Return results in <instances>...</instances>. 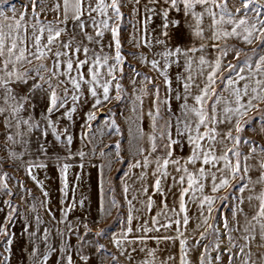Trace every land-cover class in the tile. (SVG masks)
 <instances>
[{
  "label": "snow or ice",
  "instance_id": "snow-or-ice-1",
  "mask_svg": "<svg viewBox=\"0 0 264 264\" xmlns=\"http://www.w3.org/2000/svg\"><path fill=\"white\" fill-rule=\"evenodd\" d=\"M134 4L133 16L139 11V0H134ZM29 6L31 18L26 19ZM123 6L124 0H28L27 4L22 5L23 10H17L14 6L10 7L7 0H0V123L3 125L0 136L12 144L22 145L19 152L5 146V163L22 158L30 150V137L34 133L37 135V152H45L48 141L42 138H46L50 132L57 142L68 146V156H80V166L83 167L86 153L83 150L73 153L70 147L73 137L68 125L63 128V139L58 125L62 118L71 122L78 101L83 99L87 104L90 97L91 103L84 113L86 121L82 127L91 128V121L97 119L96 113L105 103H111L113 99L120 101L126 95L121 83L126 60L120 38ZM9 8L11 16L4 11ZM143 11L144 35L136 38V47L143 45L152 52V58L140 53L139 59L141 63L150 65L156 76L144 75L129 65L134 74V85L138 83L136 77H143L139 81V90L133 89L134 99L130 101L131 111L136 117L129 121L127 151L133 157L129 168H140L137 176L139 180H144L151 168L150 187L162 198L168 195L162 182L171 178L168 191H171L172 186L179 185L178 210L172 207L170 211L173 217L166 218L163 224L157 219L160 213L151 217L150 224L148 220L140 223L137 216V224L133 227L132 204L128 200V185L125 183V201L129 205L127 221L121 227L119 236L116 232L111 233V242L123 255L127 250L122 243L125 240L175 241L174 236L146 235L175 224L174 231L179 235L180 264H193L188 258V237L180 230L181 224L186 230L190 220L185 200L187 195L189 200L198 202L196 228L204 229L199 231L193 247L199 249L209 235V230L214 235L213 241L204 244L203 249L199 250L198 264H235L238 256L242 257L241 264H264V252L253 258L250 246L258 235V243L264 248V0H147ZM46 12L53 13L52 19L41 16V13ZM170 13L179 16L170 17ZM153 16H159L160 23L149 32L148 25ZM205 17L209 20L207 30L210 36L205 35ZM170 26H186L183 43L173 42V36L169 34ZM229 39L256 46L245 51L230 45ZM209 40L213 42L208 43ZM154 45L160 47L152 51ZM208 48L214 50L211 56L206 51ZM129 55L135 58L137 53ZM172 65L178 69L174 73L175 89L173 77L169 74ZM156 80L161 83H156ZM147 84H151L152 88L149 89ZM38 95L45 104L39 116H36L34 110ZM145 97L150 98L146 113ZM69 100L72 104L66 108ZM25 111L27 116L23 115ZM57 112L59 116L54 119L53 114ZM145 119L146 129L142 123ZM250 124H257L258 127L248 128ZM131 125H135L134 132ZM106 127L107 133L99 129L101 136L122 135L121 125L116 118L107 120ZM246 128L255 131L260 139L243 135ZM87 136V131L82 132V140ZM123 144L122 139H117L114 146L106 144L104 147L109 151L102 149L101 155H111L114 151V159L123 162ZM244 146H247L246 151ZM56 159L60 157L56 156ZM33 167L46 165L28 163L26 168L31 179L43 187L32 175ZM68 167V164H64L60 171L64 187L67 186ZM253 169L259 171L255 180L250 174ZM9 178L6 170H0V191L6 197L15 195L9 187ZM17 183L23 188L22 181L18 180ZM206 185H210L207 193ZM257 185L261 186L258 191ZM25 191L30 193L29 189ZM140 191L147 194L148 186H142ZM47 195L45 190V205ZM217 200L220 201V208L228 207L234 221L232 227L227 215L222 220L219 218L218 208L217 217H213ZM245 200L250 212H246L243 207ZM3 203L8 206L9 212L4 217L5 222L0 224V236L4 237V251L8 253L3 264H8L12 234L6 225L17 212L18 206L12 205L7 198ZM80 203L82 205L83 200ZM152 204V196L147 195V207L151 209ZM162 204L165 209L168 208L163 199ZM204 205H207L206 209ZM31 207L35 210V205ZM73 207L75 204L66 205L67 209ZM119 207L120 202L113 198L111 208L118 210ZM46 210L49 216H53L51 208ZM60 212V222L63 223L67 212L63 208ZM238 214L243 217V222L237 219ZM107 215H111V209L104 206L101 172L100 219L93 223H100ZM213 219L215 222L209 223ZM35 221L38 230L42 223L38 215ZM72 227L70 223L66 225L70 234ZM84 227L86 234L91 231L87 222ZM27 228L28 225H25V230ZM234 231L241 234L243 244L237 243ZM48 232L49 229L45 227L43 239L46 249L49 247ZM134 232L143 234L131 235ZM76 234L78 242H81L76 255L84 264H89L92 255L91 252L82 253L84 243L90 244L95 253L104 250L103 256L110 255L113 264H119L117 254L108 252L104 244L98 240L84 241L78 232ZM30 235L35 236V232ZM93 235L105 236L106 229L97 228ZM71 247L68 245L66 248L64 244L60 247L61 253H65L61 258L66 259V264H74L72 252L68 250ZM155 251L148 249L147 257L151 259L146 257L141 264H155ZM48 257L47 250L41 255L38 245L33 243L30 253L32 264H46ZM167 259L174 260L175 256L170 255ZM100 264H104L103 259ZM161 264H166V261H161Z\"/></svg>",
  "mask_w": 264,
  "mask_h": 264
},
{
  "label": "crops",
  "instance_id": "crops-1",
  "mask_svg": "<svg viewBox=\"0 0 264 264\" xmlns=\"http://www.w3.org/2000/svg\"><path fill=\"white\" fill-rule=\"evenodd\" d=\"M20 7H15L17 10H23L21 5ZM177 14V13H176ZM11 16L12 12L6 14ZM42 17H46L47 19H52V13H41ZM145 16V13H144ZM179 15L173 16L170 14V17H177ZM31 18V11L29 8V14L26 19ZM160 23L159 16H153L152 21L148 25V31L151 32L152 28L156 27L157 24ZM209 20L207 17L204 19V26L206 28V36H210V31L207 30V25ZM140 28V27H139ZM144 28V25H143ZM143 28H141L140 33H142ZM139 33V34H140ZM184 33H186V26L184 27H176L173 28L170 26L169 34L173 36L174 43H183L184 42ZM144 35V33H143ZM154 35V34H153ZM140 36V35H139ZM213 41H208V43H212ZM215 43H219L215 41ZM160 46H153L152 51H155L156 48ZM140 51L147 54L149 58H152V52L149 51L148 48L143 45L140 46ZM211 56L213 54V49L208 48L206 50ZM35 63V61H34ZM150 66V65H147ZM178 69L175 65L169 69V74L173 77V88L175 89V77L174 73L177 72ZM163 91V88H162ZM89 103H84L83 99L78 101L76 112L73 113L72 121H68L67 118H62L60 120V124L58 125L59 129L62 133L63 139V128L65 125H68V130L72 133V143L70 145L71 151L73 153H78V151L83 150L86 155L83 158V167L80 166V156L72 155L68 156L67 154V145L57 142L55 138L49 132V135L46 138L48 141L45 152H37L36 150V139L37 135L34 133L31 139V147L29 151L25 152V155L20 158L14 160V162L20 163L22 168V177L24 178L23 188L19 185L11 186V189L15 195L12 197H6L2 191H0V224H3L4 217L8 214L9 208L7 205L3 203L4 199H10L12 205L18 206V210L13 214L12 219L7 223L8 231L12 234V244H11V255L8 260V264H32V259L30 258L31 248L33 243H36L39 248V253L42 255L46 250L49 252V257L46 264H52L50 259L52 257H59L58 261H53V264L61 263L66 264V259H62V256H65V253H61L60 247L64 244L67 248L68 245H71L70 250L72 252V258L74 264H84L83 261L79 259L76 255L78 249H80V243L78 242L77 232L80 236L83 237L84 241H92L97 240L98 237H95L93 233L97 228L106 229V235L99 237L102 244L105 245V249L108 252L116 253L119 264H141V261L147 257L148 249H155V264H161V261H166V264H180V252H179V235L174 231L176 225L173 224L170 228H160L159 231L148 232L146 235L148 236H174L176 237L175 241L173 240H160L159 242L156 240H146V241H135L128 242L122 241L123 244L126 245L127 250L123 255H120L117 247L114 243L111 242V233L116 232L117 235H120L121 227L126 224L127 221V212L129 209L128 203L125 201V193H124V184L128 185L127 197L128 200L131 201L132 204V213H133V227L136 226L137 220L135 217H139V222L143 223V221L148 220L149 224L151 223V217L156 216L157 213H160L157 216L158 221L163 224L166 218L173 217V213L170 211L172 207H176L178 210V197H179V185H175L171 187V191H168L169 185L171 184V178L167 181L162 182L165 191L168 192L166 198H162L159 193L153 192L150 187L152 182L151 176V168L149 169V174L144 178V180L137 179V176L140 173V168L133 167L129 168V162L133 159L130 153L126 154L123 152L125 156V164L124 170L122 172L121 178L119 179L117 191L119 195V199L122 205L123 218L116 219L115 223H110L112 220L111 217H105L100 223H93L94 220H99V206L101 200V172L103 173V199L104 206L106 208V196H105V187H104V166L98 158L92 157V145L89 143L90 140V130L91 128H83L86 121V117L84 113L88 111L91 98H88ZM149 97L144 98V109L145 113L149 106ZM36 105L37 107L34 110V114L39 116L41 110L44 107L45 101L39 95L36 97ZM72 101L69 100L68 104L65 106L70 107ZM110 103H105V105L99 109L98 112L103 110ZM173 107L175 108V101H173ZM139 111V108L137 109ZM31 111V109H29ZM60 111H64L61 109ZM23 115L27 116V111L23 113ZM59 116V112L53 114V118L55 119ZM143 126L145 129L147 128V119L143 122ZM91 124H94V120L91 121ZM135 128V125L133 126ZM87 131L88 136L82 140V132ZM27 138V137H26ZM258 138L257 140H259ZM7 142V146L11 147L14 151H21L22 145L20 144H12L9 141ZM247 146H244V150L246 151ZM128 149V147H127ZM56 156H59L60 159L57 160ZM32 163L33 165H46V167H33L31 169L32 175H34L38 181L41 182L37 184L36 181L31 179L26 171L27 164ZM64 164H68L69 167L66 170V179L67 186L64 187L61 183L60 179V171ZM103 166V167H102ZM125 172L128 173L125 176ZM77 174H79V179H77ZM255 180L256 177L259 176V171L257 169H253L250 173ZM235 183V182H234ZM142 186H148V193L144 194L140 191ZM260 185L256 186V190L260 189ZM63 188V191L61 189ZM25 189H29L30 193L25 191ZM47 191V205L43 202L45 201L44 191ZM210 191V185H206L205 192ZM147 195H151L153 199V204L151 209L147 207ZM219 195V193H217ZM239 195V193H237ZM247 195V190L245 191V196ZM23 197V199H21ZM162 199L167 203L168 208L165 209L162 204ZM83 200V204L81 205L80 201ZM186 205L188 208V215L190 217L189 224L187 229L183 224L180 225V230L184 233V236L188 237L187 244L188 248V258L193 262V264H198V252L203 249L204 244H210L214 235L211 230H209V235L206 239L203 240L199 249L193 247L195 245V241L198 238L199 231H203V228H196L197 217L199 213V205L198 202L191 201L188 199L187 195L185 197ZM143 201V202H142ZM75 204V207L71 209H67L66 205ZM32 205H35V210L32 209ZM220 201L217 200L216 208L213 209V217H217V208L219 209V218L222 220L223 216L227 215L229 217L230 227L234 225V221L231 219V213L227 206L224 208H220ZM239 207V205H237ZM207 205H204L206 209ZM246 212H250L251 209L248 206L247 200H245V204L243 205ZM47 208H51L53 210V216H49L47 212ZM64 209L67 212L66 220L61 223V212L60 209ZM39 216L42 223L39 225V229L36 228L35 217ZM183 216V213L180 214ZM205 215H207L205 211ZM237 219H240L243 222V217L238 214ZM87 222L89 231L87 234L85 233L84 223ZM123 222V223H122ZM214 219L210 220L209 223H214ZM71 224L72 233L70 234L66 230V225ZM25 225H28L27 230H25ZM47 227L49 229L48 232V245L49 247L45 248V242L43 239V230ZM257 233L259 231V226H256ZM223 231V229H221ZM35 232V236H31L30 233ZM141 232H134L131 235H142ZM233 235L237 238L238 244H243L244 241L241 238V234L239 232H233ZM4 238L0 236V241ZM259 236L257 235L256 240L251 242V249L253 252V258L259 255L261 252H264V248L260 246L258 243ZM5 249V245L3 246ZM135 248L133 252L132 249ZM141 248H144V251H141ZM52 249H55L54 251ZM83 254L92 253L89 264H100V261L103 259L104 264H113L112 257L110 259L108 256H103L102 253H95L94 250L90 247V244L84 243L83 248L81 249ZM8 256V253H5ZM129 255L131 259H129ZM170 255H174V260H168L167 257ZM151 259V257H147ZM225 261L227 256H225ZM38 260V257H37ZM242 257L238 256L235 259V264H241Z\"/></svg>",
  "mask_w": 264,
  "mask_h": 264
},
{
  "label": "rangeland",
  "instance_id": "rangeland-1",
  "mask_svg": "<svg viewBox=\"0 0 264 264\" xmlns=\"http://www.w3.org/2000/svg\"><path fill=\"white\" fill-rule=\"evenodd\" d=\"M10 7H20L19 4L24 5L28 3V0H7ZM147 3V0H139V11L133 16L132 14V8L135 6L134 0H124V6L122 7L121 11L124 13V19L122 22V28L120 32V38L122 42V51L126 56L125 64H124V79L121 81L124 88L126 89V95L120 100L116 101L113 99L111 103L106 106L103 110L96 113L97 119L94 120V124L92 125V128L90 130V140L92 145V157L98 158L101 160L103 166H104V187H105V196H106V209H111V215H107L106 217L110 218V223H115L116 219H122L123 218V211H122V205L119 199L117 186L119 179L121 178L122 172L124 170V167L126 166L125 161H118L114 159L115 153L114 151L111 152V155H101V150L103 149L105 152H108L109 149L105 148L104 146L106 144H113L117 139H122L124 141L123 149L124 153L128 154L127 147H128V140H129V127H130V120H134L136 117V114L131 111L132 104L130 103L131 100L134 99L132 93L133 89L136 88V90H139V81L143 79L142 76L136 77L137 84L134 85L132 83L133 79V73L131 71L132 67L136 68L137 71L144 75L149 76H156V73L153 72L150 68V66H147V64H143L140 62L139 54L143 53L140 51V47H136V38L140 35H143L140 33V29L143 28V18H144V5ZM30 8V6H29ZM5 14L10 13V8L5 9ZM46 13H52V12H46ZM53 14V13H52ZM173 16L179 15L176 13H170ZM140 27V28H139ZM140 33V34H139ZM219 43H222V41H218ZM228 43L230 45H235L236 47H241L245 49V51H250L253 47H255V44L251 45H245L243 42L236 40V39H229ZM129 53H137V56L134 58L132 55H129ZM243 54V53H242ZM120 73L117 72V76H119ZM156 83H161L160 80H156ZM147 83V82H145ZM63 87V86H61ZM147 87L149 89L152 88L151 84H147ZM163 88V85H162ZM62 94V92H61ZM109 109L111 111H109ZM250 115H252L250 113ZM111 118H116L117 122L121 125L122 128V135L121 136H108L103 135L101 136L99 129H102L105 133H107L108 129L106 127L107 120H110ZM134 125H131L133 132L135 131V128H133ZM258 127L257 124H250L248 128H256ZM246 128L243 135L248 136L250 138L258 139L259 136L255 131H250ZM3 132V125L0 123V133ZM7 142L6 140L0 136V165H2V169L0 170H6L9 173V179L8 184L9 187L11 186H18L17 181H22L24 183V178L22 177V166L20 163L17 162H4V157L6 155V146ZM93 148L95 151L93 152ZM116 199L120 202V207L117 210L116 208H111V200ZM4 238L0 241V264H3V260L5 259L6 252L4 251ZM99 243H102L98 237L97 239ZM104 252V250H101V252ZM238 251V249H237ZM226 256V255H225ZM54 258L56 261H58L59 257H52L50 259L51 263L53 264ZM110 259V255L108 256ZM55 264V263H54ZM57 264V263H56ZM58 264H61L58 262Z\"/></svg>",
  "mask_w": 264,
  "mask_h": 264
},
{
  "label": "built area",
  "instance_id": "built-area-1",
  "mask_svg": "<svg viewBox=\"0 0 264 264\" xmlns=\"http://www.w3.org/2000/svg\"><path fill=\"white\" fill-rule=\"evenodd\" d=\"M245 251L247 252V249H245ZM227 256V255H226Z\"/></svg>",
  "mask_w": 264,
  "mask_h": 264
}]
</instances>
